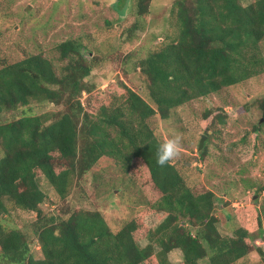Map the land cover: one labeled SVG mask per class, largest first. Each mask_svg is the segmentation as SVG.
<instances>
[{"label": "trees", "instance_id": "obj_1", "mask_svg": "<svg viewBox=\"0 0 264 264\" xmlns=\"http://www.w3.org/2000/svg\"><path fill=\"white\" fill-rule=\"evenodd\" d=\"M151 1L135 0L137 21L130 34L141 27ZM173 10L175 40L135 63L136 52L120 59L125 73L132 69L145 76L149 101L126 86L118 101L105 102L98 86L89 83L95 69L116 62L119 50L90 57L80 40L71 39L56 47L58 61L64 63L60 68L43 53L24 51L19 61L0 60V119L5 112L28 109L17 119L0 122V262L144 264L155 258L172 264L169 254L174 250L182 252L183 264H236L251 252L264 256L248 229L238 227L232 235L220 231L213 191L195 193L172 160L157 163L163 142L150 124L153 117L168 120L178 107L264 73V0L248 5L241 0H176ZM32 105L62 109L36 115ZM215 112L209 109L204 117ZM218 122L225 119L219 116ZM104 158L126 172L140 161L144 175L162 194L156 207L166 216L146 232L145 245L135 239L143 229L138 220L114 233L98 210L81 208L64 217L41 208L47 196L40 178L67 201L74 184L80 188ZM12 209L34 214L35 220L11 227L5 217ZM263 212L256 213L258 229ZM32 239L38 240L42 258L32 253Z\"/></svg>", "mask_w": 264, "mask_h": 264}, {"label": "rangeland", "instance_id": "obj_2", "mask_svg": "<svg viewBox=\"0 0 264 264\" xmlns=\"http://www.w3.org/2000/svg\"><path fill=\"white\" fill-rule=\"evenodd\" d=\"M241 1L248 5L256 0ZM175 2L152 0L141 27L130 34L129 28L137 21L135 0H0V60L19 61L24 51L43 53L60 68L64 63L58 61L56 47L71 39L80 40L85 46L84 54L90 57L119 50L116 62L95 69L89 83L98 86L105 102L113 98L111 102L118 101L126 86L149 101L145 76L132 69L125 73L120 59L136 52L135 63L176 39ZM261 50L264 56V41ZM130 68L131 65L127 70ZM87 97L84 93L82 101ZM263 100L264 73L178 107L168 120L153 117L150 124L163 143L179 138L180 151L172 162L190 188L198 194L207 190L216 194L215 215L220 231L232 235L236 228L244 227L255 235L254 243L264 252V192L260 191L264 187ZM32 108L36 115L62 109L53 105ZM209 109L216 112L207 119L204 114ZM27 110L5 112L0 122L17 119ZM219 116L225 123L218 122ZM133 165L126 172L113 159L104 158L84 176L80 188L74 184L67 201L60 199L44 177L40 178L39 185L47 196L41 208L47 214L64 217L81 208L98 210L114 233L138 220L143 229L137 231L135 239L145 245L146 232L156 228L166 214L157 211L156 203L162 194L152 186L149 175H144L146 169L140 161ZM139 171H143L142 178ZM258 210L263 212L259 218L262 229L256 224ZM5 218V224L22 228L31 224L35 215L12 209ZM32 253L42 258L37 239L33 240ZM169 261L183 264L182 252L172 251ZM144 264L159 261L152 258ZM236 264H264V256L251 252Z\"/></svg>", "mask_w": 264, "mask_h": 264}, {"label": "clouds", "instance_id": "obj_3", "mask_svg": "<svg viewBox=\"0 0 264 264\" xmlns=\"http://www.w3.org/2000/svg\"><path fill=\"white\" fill-rule=\"evenodd\" d=\"M180 151L179 138H173L159 145L157 150V163L160 166L166 165L170 160L178 156Z\"/></svg>", "mask_w": 264, "mask_h": 264}, {"label": "water", "instance_id": "obj_4", "mask_svg": "<svg viewBox=\"0 0 264 264\" xmlns=\"http://www.w3.org/2000/svg\"><path fill=\"white\" fill-rule=\"evenodd\" d=\"M205 138V137H204ZM204 145V139L201 141V147Z\"/></svg>", "mask_w": 264, "mask_h": 264}]
</instances>
